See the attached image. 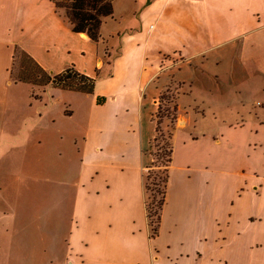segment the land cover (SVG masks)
I'll list each match as a JSON object with an SVG mask.
<instances>
[{"label": "crops", "instance_id": "1", "mask_svg": "<svg viewBox=\"0 0 264 264\" xmlns=\"http://www.w3.org/2000/svg\"><path fill=\"white\" fill-rule=\"evenodd\" d=\"M111 5L92 41L52 0H0V264H264V175L221 167L185 136L200 141L199 124L216 119L206 108L263 106L232 91L264 92V0ZM70 68L91 93L51 84ZM169 90L177 116L152 238L143 174ZM51 105L63 118L44 112ZM222 136L213 132L215 147L227 146ZM57 186L51 210L35 209Z\"/></svg>", "mask_w": 264, "mask_h": 264}, {"label": "rangeland", "instance_id": "2", "mask_svg": "<svg viewBox=\"0 0 264 264\" xmlns=\"http://www.w3.org/2000/svg\"><path fill=\"white\" fill-rule=\"evenodd\" d=\"M80 58L85 62H89L88 57L86 56H81ZM13 62L14 64L22 63L25 68H28L27 60L22 59L21 57L19 58L18 55L14 57ZM41 62L47 69H50L54 65V61L52 59L41 58ZM252 93L253 92L250 93V91H232L233 96L239 98L241 97V99H244V95H248L247 97H249V99L260 101L263 106H251L250 104L239 106L237 104H233V106L226 108H206L205 111L209 116H211V114H214V117L216 118L215 121L206 123L202 122L199 124V127L195 130V134H199L200 136H202L200 141L192 140L191 136H189L190 133H192L191 131H186L185 136L188 137V139H190V141L193 142L194 145L198 146L200 150H212V152H214L217 157H220L223 162H227V164H222V162L218 161L221 167L228 169H239L242 171L244 170L246 174L254 177L264 175V92H259V96L255 98H253V96H250L252 95ZM255 93L257 92H254L253 94ZM158 99L159 105L155 114L156 118H158V120H160L161 122L160 128L163 134L166 135V133L170 131L171 125L169 123V120H166L165 116L167 112L171 113V103L172 99L176 101V93L172 90L164 92L162 91L160 92ZM193 109L194 107L191 106L190 110ZM43 110L44 112L50 111L51 115L55 118H63L64 115V112L63 110H61V106L59 105H51ZM222 121L226 122L222 123ZM58 123L59 120L56 121V126H58ZM221 127H223L224 132L228 134L227 137H221L224 141V144L227 145L225 148L215 147L211 139L213 132L215 131V133H219V129ZM214 128H217V130H215ZM203 136H206V138H204ZM161 145V139H159V141L155 144L151 143L148 148L150 150V154L154 152L153 150H158L154 148H160ZM66 152V156L71 157L72 162L75 164L77 161L76 150H66ZM56 161L59 162V160ZM152 162L153 158L151 157V163ZM57 172L58 175H60V172ZM56 191L59 192V187H52L51 193H48L49 195L47 196L48 202H45L44 205L40 203L35 207V209L45 210L41 212H48V210H51L48 206L52 207L53 202L49 200V196L51 194H54V192ZM35 204H37V202H35ZM26 208L28 207L26 206ZM64 232L65 231H63V233L59 235V238L65 236ZM37 248L39 249V251L37 252L36 250L35 254H39V258L43 259L44 257L49 256V251H43V241L41 242L40 246L37 245Z\"/></svg>", "mask_w": 264, "mask_h": 264}, {"label": "trees", "instance_id": "3", "mask_svg": "<svg viewBox=\"0 0 264 264\" xmlns=\"http://www.w3.org/2000/svg\"><path fill=\"white\" fill-rule=\"evenodd\" d=\"M52 3L56 11L60 12L70 24L73 33L85 34L92 41H97L99 38L102 19L112 15V0H52ZM50 82L53 86L61 89L81 93L92 92V81L71 68L53 76ZM98 101L102 102V100ZM171 106V113L167 112L165 116L171 125L170 131L166 135L160 128V120L155 116V137L151 143L155 144L161 139L162 145L160 148H154L158 150H153L154 152L150 154L153 162L143 174L145 212L152 238L158 235L172 159L171 136L175 129L177 112V104L174 99H172Z\"/></svg>", "mask_w": 264, "mask_h": 264}]
</instances>
